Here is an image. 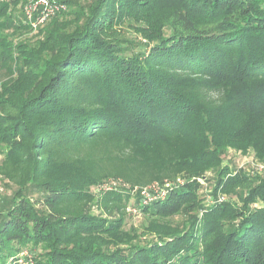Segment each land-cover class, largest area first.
Wrapping results in <instances>:
<instances>
[{
    "label": "trees",
    "instance_id": "obj_1",
    "mask_svg": "<svg viewBox=\"0 0 264 264\" xmlns=\"http://www.w3.org/2000/svg\"><path fill=\"white\" fill-rule=\"evenodd\" d=\"M30 2L0 0V264H264L228 159L264 163V0Z\"/></svg>",
    "mask_w": 264,
    "mask_h": 264
},
{
    "label": "rangeland",
    "instance_id": "obj_2",
    "mask_svg": "<svg viewBox=\"0 0 264 264\" xmlns=\"http://www.w3.org/2000/svg\"><path fill=\"white\" fill-rule=\"evenodd\" d=\"M31 3H33V0H30ZM54 1L57 0H49V3L57 7ZM232 159L234 163L239 166L240 168H243L244 170L248 171L249 173H256L258 175L264 176V163L260 160H258L252 153H248L246 155H239L236 154L234 155L233 152H230L228 155V159ZM10 195L9 189L5 188L1 183H0V200L4 198V196Z\"/></svg>",
    "mask_w": 264,
    "mask_h": 264
},
{
    "label": "built area",
    "instance_id": "obj_3",
    "mask_svg": "<svg viewBox=\"0 0 264 264\" xmlns=\"http://www.w3.org/2000/svg\"><path fill=\"white\" fill-rule=\"evenodd\" d=\"M56 10H58V7L52 6L49 0H34L33 3L25 7L27 21L33 28L52 16ZM143 195L146 198L151 197V194L148 192H144Z\"/></svg>",
    "mask_w": 264,
    "mask_h": 264
}]
</instances>
